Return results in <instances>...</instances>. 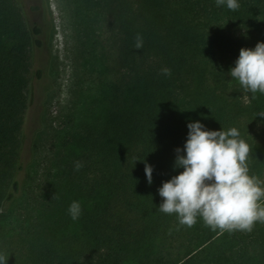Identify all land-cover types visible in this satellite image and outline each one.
Instances as JSON below:
<instances>
[{"label": "trees", "instance_id": "trees-1", "mask_svg": "<svg viewBox=\"0 0 264 264\" xmlns=\"http://www.w3.org/2000/svg\"><path fill=\"white\" fill-rule=\"evenodd\" d=\"M79 1L114 36L111 78L82 116L57 129L64 155L57 181L41 194L49 212L24 252L7 251L0 229V257L6 264H264V223L228 231L197 216L189 227L158 210L157 194L182 171L172 166L174 149H182L190 120L237 128L249 146L248 174L264 187V94L228 75L241 47L264 41V0H238L236 10L214 0ZM41 35L17 0H0V223L22 192L18 143ZM74 161L83 166L74 170ZM73 200L81 206L76 220L67 211Z\"/></svg>", "mask_w": 264, "mask_h": 264}, {"label": "rangeland", "instance_id": "rangeland-1", "mask_svg": "<svg viewBox=\"0 0 264 264\" xmlns=\"http://www.w3.org/2000/svg\"><path fill=\"white\" fill-rule=\"evenodd\" d=\"M17 3L30 24L42 26V45L31 51L29 103L19 135L17 178L22 192L0 223L2 245L11 253L25 251L39 217L49 212L41 194L57 181L64 155L57 129L69 116L85 113L110 80L117 52L98 11L86 9L79 0ZM36 70H41L40 77Z\"/></svg>", "mask_w": 264, "mask_h": 264}, {"label": "clouds", "instance_id": "clouds-1", "mask_svg": "<svg viewBox=\"0 0 264 264\" xmlns=\"http://www.w3.org/2000/svg\"><path fill=\"white\" fill-rule=\"evenodd\" d=\"M214 2L229 10L239 7L238 0ZM133 47H142L139 34ZM161 71L168 75L170 70ZM228 75L246 91L264 94V41H257L251 48L241 47ZM186 127V139L182 149H174L172 165L182 171L158 187L157 194L162 198L158 210L175 213L178 222L189 227L197 216L210 228L228 231H251L254 222L264 223V206L259 203L264 198V187L257 177L248 174L249 146L239 139L238 129H208L199 120L187 121ZM82 166L80 161L73 162L74 170ZM144 174L151 184L152 167L148 163L144 165ZM67 211L76 220L81 214L79 201L73 200ZM6 261L0 257V264Z\"/></svg>", "mask_w": 264, "mask_h": 264}]
</instances>
